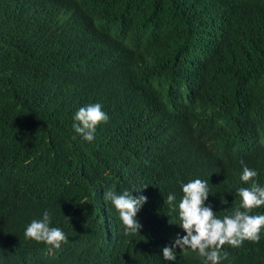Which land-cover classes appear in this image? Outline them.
I'll use <instances>...</instances> for the list:
<instances>
[{"label":"trees","instance_id":"trees-1","mask_svg":"<svg viewBox=\"0 0 264 264\" xmlns=\"http://www.w3.org/2000/svg\"><path fill=\"white\" fill-rule=\"evenodd\" d=\"M91 102L108 120L88 143L72 115ZM199 147L220 159L206 174L241 157L264 172V0H0V264H201L162 259L183 232L160 203L187 180L162 149ZM112 187L143 188L140 232ZM45 208L56 249L23 235ZM249 248L223 245L221 264H264Z\"/></svg>","mask_w":264,"mask_h":264},{"label":"clouds","instance_id":"clouds-1","mask_svg":"<svg viewBox=\"0 0 264 264\" xmlns=\"http://www.w3.org/2000/svg\"><path fill=\"white\" fill-rule=\"evenodd\" d=\"M102 105L105 106L103 102ZM102 105L87 103L73 113L72 129L81 141L93 142L97 126L108 120ZM149 149L152 148L145 150ZM162 151L173 157L187 178L180 182L176 192L160 196V203L167 205L174 214L167 215L170 218L168 223L177 225L183 232L176 233L171 244L162 247L164 261H176L179 248L180 253H195L201 264H221L224 260L232 263L235 255L227 256L222 250L223 245L236 248L243 241L250 245L249 249L264 245V236L261 235L264 233V172L254 158L239 164H236L237 160L243 157L227 160L228 166L220 165L206 174L205 167L217 166L220 160L209 149L199 147L191 162L175 158V154L167 149ZM141 189L117 191L112 187L104 192L105 201L118 214L126 235H134L142 228L137 214L148 197L133 195L134 191ZM52 220L53 212L43 209L39 218H33L25 225L24 238L43 242L51 249L59 248L67 237L60 227L52 225Z\"/></svg>","mask_w":264,"mask_h":264}]
</instances>
